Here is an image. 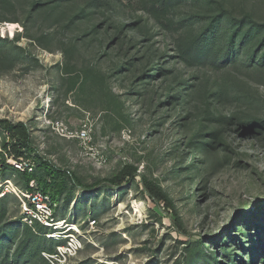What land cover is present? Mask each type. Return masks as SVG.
Masks as SVG:
<instances>
[{
    "label": "rangeland",
    "instance_id": "1",
    "mask_svg": "<svg viewBox=\"0 0 264 264\" xmlns=\"http://www.w3.org/2000/svg\"><path fill=\"white\" fill-rule=\"evenodd\" d=\"M249 16L264 0H0V119L83 185L137 167L183 223L137 178L75 189L51 238L4 165L0 264H264V46L231 43Z\"/></svg>",
    "mask_w": 264,
    "mask_h": 264
},
{
    "label": "trees",
    "instance_id": "2",
    "mask_svg": "<svg viewBox=\"0 0 264 264\" xmlns=\"http://www.w3.org/2000/svg\"><path fill=\"white\" fill-rule=\"evenodd\" d=\"M231 24H233L232 21L227 18L226 25ZM214 26L216 25H211L203 40L211 41L215 39L217 27ZM254 38L262 39L260 42L264 46V26L259 25L249 16L246 20L239 23L231 43L232 45H236L235 43L239 41L244 44L250 40H255ZM0 135L3 137L1 141L2 152H0V167H4V165L5 168L11 167L9 165L6 166V155L9 157L13 156L16 159L31 160L36 168L34 173H28L27 171L18 172L13 167L11 168L20 176L24 183L25 192L33 191L30 185L34 182L35 188L49 198L54 206L55 213L61 200L69 198L77 188L85 191H95L102 187L117 189L140 178L143 191L152 201L157 204L163 203L166 209L171 210L176 225L180 229H183V223L176 212L172 199L159 185L150 181L145 176L140 175L137 167L126 165L114 177L103 179L93 185L86 186L71 171L58 167L40 154L39 150L33 145L31 132L26 123H14L7 119H0Z\"/></svg>",
    "mask_w": 264,
    "mask_h": 264
},
{
    "label": "built area",
    "instance_id": "3",
    "mask_svg": "<svg viewBox=\"0 0 264 264\" xmlns=\"http://www.w3.org/2000/svg\"><path fill=\"white\" fill-rule=\"evenodd\" d=\"M83 140L88 139V133L86 130L81 131L79 135ZM0 152H2V147L0 143ZM7 163L13 167L18 172H35V164L31 160L16 159L13 156H7ZM33 188L32 192L20 191L23 197L26 199L24 204V217L23 222L30 227L39 225L48 230H53L49 237L58 234L59 227L63 226L60 221L56 218V213L54 212V206L50 202L49 198L43 195L40 191L35 188V183L32 182L30 185ZM6 190H0V199L4 198L6 195ZM52 238V237H51Z\"/></svg>",
    "mask_w": 264,
    "mask_h": 264
},
{
    "label": "bare ground",
    "instance_id": "4",
    "mask_svg": "<svg viewBox=\"0 0 264 264\" xmlns=\"http://www.w3.org/2000/svg\"><path fill=\"white\" fill-rule=\"evenodd\" d=\"M45 100H46V98H45ZM45 100H44V101H45ZM51 102H52V100H50L49 103H46V105H47V106H50V105H51ZM46 105H45V106H46ZM61 229H62V227L60 226V227H59V230H61ZM74 229H75V227H70V231H73ZM72 243H73V242H72ZM70 246H71V245H70Z\"/></svg>",
    "mask_w": 264,
    "mask_h": 264
}]
</instances>
